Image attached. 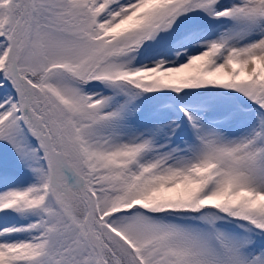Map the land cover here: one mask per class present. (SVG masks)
<instances>
[{"label": "snow or ice", "instance_id": "1", "mask_svg": "<svg viewBox=\"0 0 264 264\" xmlns=\"http://www.w3.org/2000/svg\"><path fill=\"white\" fill-rule=\"evenodd\" d=\"M0 264H264V0H0Z\"/></svg>", "mask_w": 264, "mask_h": 264}]
</instances>
